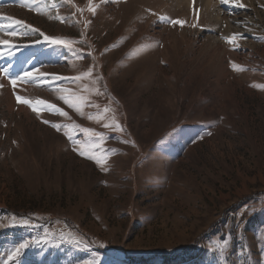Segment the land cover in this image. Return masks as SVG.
Here are the masks:
<instances>
[{"label":"rangeland","instance_id":"obj_1","mask_svg":"<svg viewBox=\"0 0 264 264\" xmlns=\"http://www.w3.org/2000/svg\"><path fill=\"white\" fill-rule=\"evenodd\" d=\"M3 41L0 264H264V0H0Z\"/></svg>","mask_w":264,"mask_h":264},{"label":"snow or ice","instance_id":"obj_2","mask_svg":"<svg viewBox=\"0 0 264 264\" xmlns=\"http://www.w3.org/2000/svg\"><path fill=\"white\" fill-rule=\"evenodd\" d=\"M222 2H225V0H222ZM16 23H20L19 21H17ZM176 23H182L181 21H176ZM13 35H15V33H13ZM43 35V34H42ZM44 40L46 41H51L53 44H64L66 43V41H63V40H57V39H54V38H51V37H48V36H44ZM235 40V36L232 37V41ZM0 43H8L7 41H3V42H0ZM13 83L15 84V80H13ZM19 99V97H18ZM99 163V161H97ZM24 247H27V245L25 244H21L19 246V248L16 249V254L19 253L20 251V248H24Z\"/></svg>","mask_w":264,"mask_h":264}]
</instances>
